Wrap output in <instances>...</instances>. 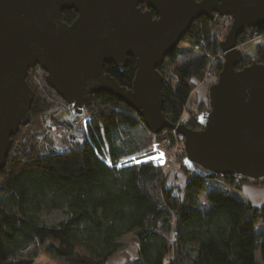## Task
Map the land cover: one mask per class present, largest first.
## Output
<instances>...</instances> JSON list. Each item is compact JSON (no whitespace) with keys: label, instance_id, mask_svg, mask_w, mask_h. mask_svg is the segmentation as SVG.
<instances>
[{"label":"trees","instance_id":"16d2710c","mask_svg":"<svg viewBox=\"0 0 264 264\" xmlns=\"http://www.w3.org/2000/svg\"><path fill=\"white\" fill-rule=\"evenodd\" d=\"M152 14L157 16L154 10ZM76 18L74 9L62 12L69 24ZM198 21L196 41L201 37L211 46L214 39V51L221 50L222 40L212 33L217 19L202 16ZM256 29L264 34V26ZM247 39V32L239 37ZM244 57L264 63V47ZM206 64L204 53L170 68L173 83L163 86V112L170 121L176 122L184 112L185 124L201 129L204 106H184L203 79ZM104 69L120 85L132 87L134 58H128L124 71L113 63ZM38 70L31 69L27 78L35 91L32 115L64 101L47 84V73ZM93 98L100 105L86 126L84 144L67 153L33 145L8 157L0 172V264H36L38 249L59 264H106L130 233L139 239V256L122 264H261L256 258L259 250L264 264V203L255 206L234 194L245 184L264 186V178L200 176L181 161L186 182L176 187L169 184L163 161L119 163L122 150L117 141L124 126H136L142 117L109 93ZM203 194L210 204L205 210L196 206ZM53 210H64L67 217L48 225L39 214Z\"/></svg>","mask_w":264,"mask_h":264},{"label":"water","instance_id":"95a60500","mask_svg":"<svg viewBox=\"0 0 264 264\" xmlns=\"http://www.w3.org/2000/svg\"><path fill=\"white\" fill-rule=\"evenodd\" d=\"M68 9L77 12L70 24L62 19ZM217 15L233 23L220 42L225 61L209 88L211 109L200 114L201 129H193L165 116L159 69L195 20ZM259 26L264 0H0V172L14 137L31 121L35 91L27 78L40 67L79 113L106 92L152 132L176 129L184 139L183 163L196 175L264 178V63L238 69L245 58L239 37ZM129 57L136 63L131 88L104 69L113 63L124 71Z\"/></svg>","mask_w":264,"mask_h":264},{"label":"rangeland","instance_id":"374dc122","mask_svg":"<svg viewBox=\"0 0 264 264\" xmlns=\"http://www.w3.org/2000/svg\"><path fill=\"white\" fill-rule=\"evenodd\" d=\"M220 19L221 16H219ZM217 19V18H215ZM219 19V20H220ZM219 23L218 20L216 21V24L214 25L215 27H218ZM217 29V28H216ZM192 38L190 37L188 40H183L181 41L178 48L176 49V53L173 57H167L165 60L169 61L170 67L168 68V71H171L170 68L172 69L173 67H176L177 65L181 64L182 62L186 61L187 59L193 58L198 56L199 54H204V50L206 52H216L212 51L210 49V46H207L206 44L202 43L201 45H198V41L196 39L191 40ZM221 40H224L221 39ZM248 40V39H247ZM244 41V40H243ZM192 42H197L195 45L192 46ZM253 46V54L255 55L257 53V50L259 49V46L262 45L264 47V39L256 44L254 42L249 43ZM248 44V45H249ZM246 45V44H245ZM251 53V51H250ZM252 55V54H251ZM210 61V56L207 55V64L206 68L208 65V62ZM39 67L34 68L35 71L38 70ZM205 68V72H206ZM33 72L37 79H39V73L38 72ZM166 71V73L168 72ZM172 80H174V74L172 73ZM205 76V73H204ZM40 80V79H39ZM213 85V84H212ZM211 85V86H212ZM210 86V87H211ZM209 92V88H201L198 91L192 92L190 94L184 109L187 108V106L191 104H199V98L200 97H207ZM210 99V98H209ZM98 101V100H97ZM96 99L92 97V103L90 104V107L88 109V112L94 113L96 107L100 105V101L98 103L96 102ZM66 104V101L64 100L63 102H59L58 104L54 105L50 110L46 111L54 113L57 117H59L60 113H58V110L60 111L61 108H63V105ZM94 105V106H93ZM204 106V103L201 104ZM93 106V107H92ZM203 108L202 111H206L209 109H206V107H201ZM45 113V112H43ZM36 114V118L30 122L27 126L22 127L21 132L19 134V140L21 141L30 133L31 131L35 132H41V135L39 137L36 136L35 148L42 147H48L50 145V139H52L51 134H43L45 124L41 121V114ZM95 114V113H94ZM185 113L183 114V120L185 121ZM175 123V122H174ZM172 129L166 128L160 133H155L152 132L150 129H146L140 121H138V124L136 126H124V132L121 134V137L118 139V144L122 150V152H119L120 158L118 159L119 163L125 164V163H131V162H139V161H148V160H154V161H163L162 157L155 156L153 153V150L155 148V145L153 143V139L156 136L158 139H163V138H169L171 140L170 146H169V151L171 153V166H166V173L168 175V182L169 184H172L176 187H182L186 179H183V176L185 174L180 171V162L183 161L185 158L186 154L184 156H181L179 153L184 149V139L183 137L181 138L180 134L178 132L171 131ZM25 142V141H24ZM22 142V146L23 143ZM42 144V145H41ZM10 156H12L10 154ZM9 156V157H10ZM135 158V160L133 159ZM257 187H263V186H257ZM239 191H235V193H238ZM199 201H204L207 202V198L205 195H201L199 198ZM40 215V218L43 222H45L48 225L56 224L60 222L61 220L65 219L67 217V214L64 210H53V211H44ZM38 254L35 256L36 259V264H59L57 263L47 252H45L43 249H38Z\"/></svg>","mask_w":264,"mask_h":264},{"label":"built area","instance_id":"2783aa9c","mask_svg":"<svg viewBox=\"0 0 264 264\" xmlns=\"http://www.w3.org/2000/svg\"><path fill=\"white\" fill-rule=\"evenodd\" d=\"M218 20V27H215L213 30V38L216 35L217 39H223L225 38L226 34L228 33L232 23L233 18L231 16H221L222 19L217 15L216 16ZM220 19V20H219ZM217 28V29H216ZM198 29H200V24L198 19L195 20L188 33L191 35V40L198 39L196 35H198ZM248 34V40H239L238 45H247L249 43H260L264 39V34L260 33L256 28H250L247 31ZM190 36L186 40H188ZM200 41L198 42V45H201V43L205 44V41L203 38L200 37ZM212 45L210 46V49L213 51V44L214 39L211 41ZM244 54H247L248 52L246 50H243ZM204 53L208 56H210V61L208 62L205 76L202 80L197 81L196 87L193 90V92L200 90L201 88H210L212 84H215L219 80L220 72L222 70V64L225 61V51L219 50L217 52H206L204 50ZM170 67L169 61L165 60L162 66L160 67V72L163 73L164 77V85H170L173 83L172 80V71H168V68ZM243 68L242 64L239 65L238 69ZM171 70V69H170ZM166 71H168L166 73ZM188 100V99H187ZM98 103V101L96 100ZM94 102L93 104H95ZM199 104L201 105L204 103V106L206 109H211L210 106V99L209 97H200L199 98ZM58 113H60L59 117L54 115L52 112H45L41 114V121L45 124L46 127H44L43 134H51L50 137V145L48 147H51L53 150H55L58 153H67L71 151L72 147L76 144L82 145L86 141V126L88 123L91 122L93 118V114L85 111L82 113H79L76 111L74 106L72 104H69L66 102V104L63 105V108L61 110H58ZM183 114L184 112L179 116L176 124L185 123L183 120ZM136 115V114H134ZM137 116V115H136ZM36 118V114L32 115L31 121L32 122ZM140 123L148 130L149 128L146 126V123L144 120L140 119ZM25 127V126H24ZM171 131L177 132L176 129H172ZM21 132V131H20ZM20 132L14 137V143L12 146V149L10 151V154L12 156H16L21 153H25L27 150H29L30 147H32L36 142L35 138L36 136L39 137L41 135V132H35L31 131L28 133V135L21 141L19 140V134ZM181 136V135H180ZM182 138V136H181ZM25 141V142H24ZM22 142L23 146H22ZM153 143L155 145V148L153 150V153L155 156H159L163 158V162L166 164V166H171V153L169 151V146L171 143V140L169 138H163L158 139L156 136L153 139ZM42 145V144H41ZM44 145H42L43 147ZM179 153L181 156H184L186 154L185 152V145L184 149L180 151Z\"/></svg>","mask_w":264,"mask_h":264},{"label":"crops","instance_id":"0c3cea01","mask_svg":"<svg viewBox=\"0 0 264 264\" xmlns=\"http://www.w3.org/2000/svg\"><path fill=\"white\" fill-rule=\"evenodd\" d=\"M242 49L251 51L253 53V46L251 44L242 45ZM183 179H186V175L183 176ZM238 193L234 194L243 201H249L255 206H260L264 203V186L263 187H257L251 184H245L241 190H238ZM196 206L199 209L205 210L207 209L210 204L208 202H202L197 201ZM123 246L116 251L112 256L109 257L106 264H122L128 259H136L139 256V239L136 235L130 233L125 235L122 238ZM194 256L197 254L196 252H193ZM256 258L257 260L262 263L261 258V251L256 252Z\"/></svg>","mask_w":264,"mask_h":264},{"label":"flooded vegetation","instance_id":"af4514ba","mask_svg":"<svg viewBox=\"0 0 264 264\" xmlns=\"http://www.w3.org/2000/svg\"><path fill=\"white\" fill-rule=\"evenodd\" d=\"M198 20H199V19H198ZM187 34H188V33H187ZM187 34H186V35H187ZM185 37H186V36H185ZM185 37H184V39H185ZM240 41H241V40H240ZM241 46H242V45H240V48H241ZM241 49H242V48H241ZM242 50H244V49H242ZM246 51H247V50H246ZM247 52H248L247 54H249V55L252 54L251 56H254L253 53H250L249 51H247ZM244 60H245V58H244ZM244 60L241 62V64H242L243 67H245V66L251 64V61H250V60H246V61H244ZM222 67H223V64H222ZM208 95H209V92H208ZM208 97H209V96H208ZM202 112H205V111H202Z\"/></svg>","mask_w":264,"mask_h":264},{"label":"snow or ice","instance_id":"6c2138e0","mask_svg":"<svg viewBox=\"0 0 264 264\" xmlns=\"http://www.w3.org/2000/svg\"><path fill=\"white\" fill-rule=\"evenodd\" d=\"M133 159L135 160V158L133 157Z\"/></svg>","mask_w":264,"mask_h":264}]
</instances>
